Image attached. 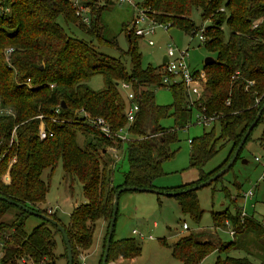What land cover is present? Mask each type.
Segmentation results:
<instances>
[{"label":"trees","instance_id":"16d2710c","mask_svg":"<svg viewBox=\"0 0 264 264\" xmlns=\"http://www.w3.org/2000/svg\"><path fill=\"white\" fill-rule=\"evenodd\" d=\"M88 3L92 15L90 25L85 26L74 14L69 0H0V107L11 106L14 110L13 115H0V138L3 139L0 145V195L57 220L68 235L72 258L77 250L90 248L99 220L109 222L116 189L123 185L155 188L153 180L162 173L160 162L171 155L167 146L176 139L177 128L189 125L193 110L215 117L218 131L216 125H212L191 139L188 163L198 170V178L170 191L186 190L225 165L264 102V0H143L140 3L157 24L169 23V27L190 35L200 29L191 18L193 11L198 10L200 18L209 21L201 29L205 36L201 41L207 51L214 54L215 61L202 65L207 77L194 109L189 105L183 84H162L163 64L141 66L138 37L128 28L129 23L122 24L128 45L126 50H119V57L98 51L96 45H116L115 38H105L106 25L100 19L104 6L110 3L96 7L94 2ZM6 8L8 11L5 12ZM58 18L68 26H76L86 39L67 31ZM257 20L260 21L253 26ZM223 23L228 28L227 40L222 33ZM7 47L13 49L9 63L3 57ZM123 57L128 58V63ZM94 75L102 77L99 89L87 84ZM120 83L130 87L133 96L130 101H126ZM157 87L170 90L172 126L164 127L159 123L170 113L167 106L155 101ZM129 103L138 104V110L134 121L126 124L124 112ZM57 107L59 112L55 113ZM83 112L106 119L113 132L125 126L130 137L123 141L105 138L84 122ZM41 114L46 129L51 131V135L42 140L37 136L40 121L36 118ZM258 124L264 125V111L255 126ZM14 126L16 138L8 148L9 133ZM77 132L84 136L82 146L76 142ZM258 140L264 143V128ZM225 143L231 144L226 158L218 167L205 171L206 162ZM245 143L236 159L241 158ZM109 146L121 150L129 165L117 184L113 182L115 164L108 158L111 154ZM5 149L6 155L1 157ZM13 155L15 160L5 183L1 175ZM59 162L71 178L82 184L85 199L71 209L67 224L60 222L55 212H49V207H43L50 178ZM45 170H48L46 180L41 177ZM174 196L180 212L198 224L203 211L199 208L195 190ZM10 210L14 211L13 219L5 221L3 216ZM29 215L0 200L3 264H14L21 257L31 260L32 264H52L54 234L59 232L43 220L27 232L25 223ZM211 218L216 228L225 227V221L229 222L235 230L230 240L201 241L189 232L172 243L173 259L180 264H201L211 253L214 254L213 264H264V259L257 260L250 253L249 241L242 235L245 231L251 232L264 248L262 221L253 214L241 216L240 208H234L231 213L228 207L212 211ZM161 242L165 244V239ZM62 243L64 246L63 239ZM237 250L243 251L244 255H230L231 251ZM140 251L133 237L115 239L113 232L106 262L110 256L118 260L135 258ZM75 260L72 263L79 264V260Z\"/></svg>","mask_w":264,"mask_h":264},{"label":"rangeland","instance_id":"374dc122","mask_svg":"<svg viewBox=\"0 0 264 264\" xmlns=\"http://www.w3.org/2000/svg\"><path fill=\"white\" fill-rule=\"evenodd\" d=\"M99 3H94V6H100ZM135 10L127 4L110 3L104 6L101 12V22L106 25V36L109 40L115 38L116 45H96L98 51L108 54L113 57H119V50H126L128 40L126 33L122 28V24L130 23V19L134 15ZM200 29L195 35L180 31L175 27H169L166 30L156 26L150 36L146 38H138V48L141 54L142 67H156L162 64V58L166 54L168 45L177 47L179 50L187 48L189 53V65L193 70L202 69L203 60L207 56L214 57V54L204 46L200 40L198 33L209 24L208 20H202L199 12L193 11L191 15ZM58 22L68 31L80 37L85 38L84 33L77 29L76 26L64 24L61 18ZM72 25V26H71ZM129 28V25H128ZM222 33L224 40L228 38V28L225 23L222 24ZM152 39L153 44L149 46L147 39ZM123 60L128 63V58L123 57ZM205 72V71H204ZM207 77L205 73V78ZM87 84L99 89L102 86L101 75H94L89 78ZM155 101L158 104L168 107L169 117L160 120V125L164 127L172 126L174 123L172 113V97L169 88L157 87L155 89ZM196 111L193 110L191 121L187 127L176 129V139L170 141L167 148L171 152L170 157L163 159L161 164L162 173L153 180L154 186L163 191H170L187 181H196L198 178V170L190 167L188 157L191 150L188 139L198 137L211 126H202L196 123ZM216 125V124H214ZM264 125L258 124L253 128L249 140L245 143L241 158L234 161V164L225 173L209 185L195 190L198 197L199 208L203 211L202 217L198 224L192 222L189 216L180 212L178 201L175 196H165L159 193L147 191H131L126 190L119 196L118 216L114 226V238L120 239L125 237H133L140 246V254L135 258H126L118 260L115 257L108 258V264H180L178 260L171 256L172 243L180 236L187 235L196 229H211L216 233L218 239L222 242L230 240L227 232V226L216 228L212 223V211H220L228 207L230 212H234V208L244 207L249 215H252L259 221L264 223V163L254 160V156H264V143L258 140L263 131ZM218 131V125L215 126ZM76 142L79 146L84 144V136L76 133ZM230 143H225L218 153L206 162L203 169L205 171L212 170L218 167L219 164L226 158ZM108 158L112 162L113 182L115 184L122 181L123 172L127 165L126 157L119 152L115 157L112 152ZM245 159L247 162H243ZM48 170L42 174V179L46 180ZM194 180V181H193ZM50 187L45 195L43 207H49L52 212H55L57 218L63 224L69 221V213L74 205L84 202L82 195V184L75 178H71L61 168L60 162L56 165L55 170L49 181ZM247 190H252L251 198L243 199L242 194ZM49 211V209H48ZM50 212V211H49ZM13 210L8 211L4 216L5 221L13 219ZM39 217L29 215L25 223V230H29L36 224L40 223ZM108 221L99 220L94 228V234L89 249H79L75 253V261L83 258L86 264H101V257L104 250V238L106 235ZM185 224L188 229L182 227ZM135 229L143 236L134 235L131 231ZM246 240L249 241L247 247L254 257L260 260L264 259V248L256 241L255 236L251 232L245 231L242 233ZM150 236L151 238H149ZM165 239V244L161 242ZM54 259L52 264H67L65 247L62 243V237L59 233L54 234ZM230 255H244L243 251H231ZM214 254L206 256L205 261L201 264H213Z\"/></svg>","mask_w":264,"mask_h":264},{"label":"built area","instance_id":"2783aa9c","mask_svg":"<svg viewBox=\"0 0 264 264\" xmlns=\"http://www.w3.org/2000/svg\"><path fill=\"white\" fill-rule=\"evenodd\" d=\"M71 3L72 8L74 9V14L78 17L81 23H83L85 26L90 25L91 20V7L89 6L88 2H94V3H121V4H127L134 8L135 13L130 19L129 23V29L132 30L133 35H135L138 38H146V36H150V34L153 32L156 26L162 27L163 29H167L169 27V23L166 24H157L155 21H153L151 18L148 17L146 11L147 9L140 5V3L143 0H69ZM8 11V8L5 9V12ZM260 21V20H259ZM258 20L253 23V26H256L259 22ZM200 40H204L205 36L200 31L198 33ZM147 44L151 46L153 44V40L147 39ZM12 47H7L3 52V57L5 58L6 62L9 63V55L12 52ZM166 62L163 64L161 73H162V84L168 86L171 83H180L183 84L185 87L188 97L190 99V106L193 107L194 102L198 100L200 96V92L202 90L203 85L205 84L204 81L205 78V72L204 69L199 70H193L189 65V53L187 52V48H184L183 50H179L176 46L172 47L171 45L167 46L166 49ZM29 81V79L26 80V82ZM120 88L124 92V96L126 101H130L132 99V92L130 91V87L126 83H120ZM194 109V107H193ZM138 110V104L136 103H129L124 114L126 118V124H131L135 119V114ZM59 112V108L57 107L55 109V113ZM14 110L11 106H2L0 107V115L3 116H9L13 115ZM196 123L202 126H212L216 124V118L213 116H207L204 115L202 112L196 113ZM82 119H84V122L87 125H91L95 129L99 131L100 134H102L105 138L113 139L117 138L120 141L127 140L130 136L127 134V131L124 127H121L118 131L113 132L111 130V127L107 120L98 117L93 116L91 114H88L86 112L82 113ZM36 118L39 119L40 125L38 128L37 136L40 140L47 137V135H51V131H48L45 127V123L43 120V115H37ZM57 121L56 119H54ZM63 121V120H62ZM15 130L16 126H14L9 133V142H8V148H10V145L12 144L13 140H15ZM2 140L0 138V145L2 144ZM191 139H188V142L190 143ZM108 150L114 154L115 157L118 156V153L121 152V150L116 149L115 147L109 146ZM7 150L2 151L1 157H4L6 155ZM15 156H11L7 163L6 171L1 175V180L5 183L9 180V168L11 166V163L14 162ZM254 160L264 163V156H254ZM253 195L252 190H247L243 192L242 197L244 200L247 198H251ZM241 209V216H245L247 214L246 209L244 207H240ZM51 212L52 209H49ZM225 225L227 226V232L229 236H233L235 234V230L229 226V222L225 221ZM264 225V223H262ZM132 233L134 235H138L139 237H142L143 235L139 233L137 230L133 229ZM151 238L150 236H148ZM3 258V251L0 249V264H3L2 262ZM79 264H86L84 263L83 258L79 259ZM14 264H32V261L28 260L27 258H18L16 259V262Z\"/></svg>","mask_w":264,"mask_h":264},{"label":"water","instance_id":"95a60500","mask_svg":"<svg viewBox=\"0 0 264 264\" xmlns=\"http://www.w3.org/2000/svg\"><path fill=\"white\" fill-rule=\"evenodd\" d=\"M215 61L214 57L211 56H207L204 58L203 60V64L204 65H209L212 64ZM166 62V56L164 55L162 58V64H164ZM60 104H62V106L64 107L65 104L63 102H61ZM264 111V102L261 104V106L258 108V110L256 111V115L253 118V120L250 122L249 126L246 128V131L244 132V134L242 135L241 139L238 141V143L235 145L236 147L234 148L233 153L231 154V156L229 157V159L226 161V164L223 165L217 172H215L214 174L210 175L209 177L205 178V180H203L200 183H197L195 185L189 186L187 187L186 190H177V191H163V190H159L156 187L152 188V187H136L133 185H123L122 187H119L118 189L115 190V192L113 193V201H112V208H111V217L109 219L108 222V226H107V234L105 237V242H104V250L102 253V257H101V264H107L106 259H107V255L109 252V243L112 237V234L114 232V226H115V222L117 219V211H118V202H119V196L121 193H123V191L126 190H131V191H147V192H152V193H159L165 196H174L177 195L179 193L185 192L187 190H197L199 188H202L205 185H209L211 184L213 181L217 180L219 178V176H221L223 173H225L233 164H234V160L236 159V157L239 154V151L242 149V147L244 146V143L246 141V139L249 137L250 133L253 131V128L255 127V125L257 124L258 120L260 119V117L262 116ZM243 162H247L245 159H242ZM0 200H3L5 202H8L9 204H13L16 207H18L19 209L23 210L24 212H26L27 214L39 217L41 220L43 221H47L49 222L53 227L56 228V230L60 233V235L62 236L63 242H64V247L66 248V263L67 264H73L72 263V248L70 247V243H69V239H68V235L66 233V231L64 230V227L62 225H60V223L55 220L53 217L47 215V214H43L41 212H37L34 209L30 208V207H26L23 204L10 200L8 198H6L3 195H0Z\"/></svg>","mask_w":264,"mask_h":264},{"label":"crops","instance_id":"0c3cea01","mask_svg":"<svg viewBox=\"0 0 264 264\" xmlns=\"http://www.w3.org/2000/svg\"><path fill=\"white\" fill-rule=\"evenodd\" d=\"M188 182H192V181H187L183 184H187ZM182 227L185 229H188L184 223L182 224ZM131 233H132V231H131ZM191 233L195 234L201 241H204L206 239L212 240L215 243H218L217 241H219L218 236L216 235V233L214 231H212V228L211 229H205V228L204 229H196V230L192 231Z\"/></svg>","mask_w":264,"mask_h":264}]
</instances>
